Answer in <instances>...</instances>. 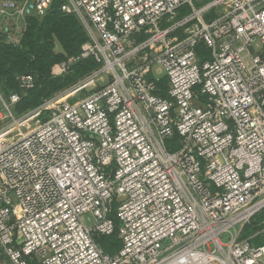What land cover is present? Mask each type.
<instances>
[{
  "label": "built area",
  "instance_id": "2783aa9c",
  "mask_svg": "<svg viewBox=\"0 0 264 264\" xmlns=\"http://www.w3.org/2000/svg\"><path fill=\"white\" fill-rule=\"evenodd\" d=\"M52 1L1 0L0 14L42 17ZM60 9L89 35L70 62L93 57L88 79L107 82L45 101L25 133L0 130V264H264V222L243 237L264 211V0ZM19 100L0 94V121ZM114 234L109 254L97 238Z\"/></svg>",
  "mask_w": 264,
  "mask_h": 264
},
{
  "label": "trees",
  "instance_id": "16d2710c",
  "mask_svg": "<svg viewBox=\"0 0 264 264\" xmlns=\"http://www.w3.org/2000/svg\"><path fill=\"white\" fill-rule=\"evenodd\" d=\"M60 6L59 0H53L44 16L26 17L24 29L17 41L11 40L5 30H0L1 91L7 94L19 91L17 78L21 75H31L35 80L34 89L15 105L17 113L39 106L45 98L49 99L76 83L97 67L95 59L89 57L75 62V68L67 75L51 74L53 65L79 56L81 47L89 40L79 18L62 12ZM57 46L60 48L58 51ZM259 215L244 227V231L255 227L253 223Z\"/></svg>",
  "mask_w": 264,
  "mask_h": 264
},
{
  "label": "rangeland",
  "instance_id": "374dc122",
  "mask_svg": "<svg viewBox=\"0 0 264 264\" xmlns=\"http://www.w3.org/2000/svg\"><path fill=\"white\" fill-rule=\"evenodd\" d=\"M59 1H60V4H62L66 0H59ZM215 11H216V9L207 13V15L205 16V19L206 20L212 19L215 16ZM190 12H191L190 8L188 6H185L180 10V17L188 15ZM21 18L22 17L9 18V17H6L5 15L1 16V14H0V20H2L3 22H5V21H7V22L11 21V23L14 22V25H15L14 27H16L18 25L19 21H17V20L21 19ZM2 28H3V26H1L0 30ZM2 30H5V32H8L7 35L10 36L11 40L17 41L18 38L20 37L19 36L20 33H18V32L9 31L6 29H2ZM178 36H182V33L179 32ZM141 39L142 38H139L138 40H141ZM56 50L57 51L60 50L59 46L56 47ZM70 61L71 60L64 61V62L53 65V67L51 68V74L53 76H63V75H67L68 73H70L75 68V64H76V63L70 62ZM62 63H67V65H68L64 71H61V69L57 68V65H60ZM98 68H99V63H97V67L93 71L97 70ZM93 71H91L88 74H85L82 77V79H80L76 83L70 85L69 87L61 90L60 92H58L55 95H52L50 97L51 98H53V97L54 98H57V97L60 98L62 96H66L68 101L74 102L77 99H80V98H83L84 96H87L94 89L101 87L102 85H104L107 82V76L106 75L96 77L94 80L88 79V77L90 76V74ZM150 75L152 78L161 82V85H163V87L165 86V84H166V79H165L166 73L160 65H154ZM34 87H35V80L33 79V86L29 89L22 88L19 84V91H15V92H11V93L7 94V93L1 91V89H0V94H2L4 97H7L12 93H17L19 98H20V100H19V102H20L22 97L28 96L29 92L31 90H33ZM50 97H49V99H51ZM49 99L45 98V101H47ZM44 102H42V103H44ZM15 105L13 107V110H15ZM39 106H37V107H39ZM37 107L29 108L28 110H25L21 113H17L15 110L16 122H13L10 119H3L2 121H0V130H2V131L10 130L11 132L7 135V138L11 139L15 135H17L21 132L25 133L28 129H33L38 121L42 122L48 118V114H40L39 116H35V117H33L32 114L29 115L30 112H33V110H35ZM115 207H116V205H114V208ZM84 220H85V223L87 225L93 224V217L90 214L85 215ZM262 222H264V212L260 213V215L258 216L256 221H254V223H253V226H255L254 228L251 227L249 230L244 231L243 237L250 236L251 234L255 233L256 231H259L262 227L261 226ZM228 238H229V236H227V235H225L223 237L224 240H227ZM98 243L100 244V247L106 253H109V254H114L120 245V242L117 238V234L113 235L110 238L109 237H103V236L98 237Z\"/></svg>",
  "mask_w": 264,
  "mask_h": 264
},
{
  "label": "crops",
  "instance_id": "0c3cea01",
  "mask_svg": "<svg viewBox=\"0 0 264 264\" xmlns=\"http://www.w3.org/2000/svg\"><path fill=\"white\" fill-rule=\"evenodd\" d=\"M17 21H19L18 25L16 27H14L15 26L14 22H12V23H11V21L10 22H7V21L3 22L2 20H0V28H1V26H3L2 29L21 33L22 30L24 29V26H25V18L18 19Z\"/></svg>",
  "mask_w": 264,
  "mask_h": 264
}]
</instances>
